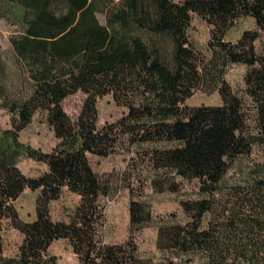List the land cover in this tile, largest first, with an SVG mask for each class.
<instances>
[{"label": "trees", "instance_id": "obj_1", "mask_svg": "<svg viewBox=\"0 0 264 264\" xmlns=\"http://www.w3.org/2000/svg\"><path fill=\"white\" fill-rule=\"evenodd\" d=\"M13 1L27 26L12 43L32 88L9 104L12 123L0 141V264H57L48 249L61 238L81 264H264V159L243 182L226 179L238 157L264 147V54L256 51V30L225 39L244 16L264 30V0ZM192 12L211 26L206 64L187 34ZM229 63L247 66L242 93L223 77ZM208 82L219 83L220 104L185 103ZM78 91L85 98L73 118L62 102ZM107 94L127 112L99 125L97 101ZM39 110L58 139L51 151L19 139ZM125 142L148 145L157 191H178L177 178L199 182L201 196L181 202L188 220L159 224V261L141 257L133 237L107 243L99 236L112 184L90 156H108ZM21 156L47 167L28 176L17 165ZM26 188L37 191L32 221L15 206ZM64 188L80 201L68 221L54 220L49 205ZM129 211L131 236L153 220L144 201L132 199ZM5 224L23 235L15 257L3 255Z\"/></svg>", "mask_w": 264, "mask_h": 264}, {"label": "rangeland", "instance_id": "obj_2", "mask_svg": "<svg viewBox=\"0 0 264 264\" xmlns=\"http://www.w3.org/2000/svg\"><path fill=\"white\" fill-rule=\"evenodd\" d=\"M183 1V0H177ZM102 23L106 16L97 13ZM24 11L13 0H0V141L3 131L11 127L9 104L27 96L32 83L27 72L19 62L12 39L20 36L26 29ZM211 26L197 13H191V23L187 34L193 46L203 58V64L209 62L213 51L209 47ZM245 30L258 31L254 41L256 51L264 54V30L260 29L251 16L239 18L226 33L225 39L236 42ZM247 66L243 63H229L225 66L223 77L232 88L242 93L245 88ZM219 83H205L193 91L186 104L191 106L216 105L222 102ZM85 94L78 91L67 96L62 104L66 112L76 118L82 108ZM98 123L118 120L127 108L118 104L112 94L98 98ZM19 139L43 151H51L58 142L53 128L47 121L46 111L39 110L32 121L19 133ZM148 145H131L128 142L120 145L117 151L108 156H90L91 164L96 172L109 179L112 192L103 198L105 203V221L100 227L99 236L107 243H123L133 237L138 254L143 258L159 261L162 252L157 246L158 226L161 222H185V214L181 202L201 196L197 180L177 178L180 189L157 191L152 185L155 175L145 158ZM264 159V147L256 146L249 155L238 157L226 175L230 183L243 182L248 176L254 162ZM17 165L28 176H37L46 169V164L28 156H21ZM37 191L26 188L15 201L20 217L32 221L36 217ZM132 199L144 201L151 206L153 220L131 236L129 206ZM80 196L64 188L58 199L50 202V213L54 220L68 221L78 205ZM22 233L10 224H5L2 233L3 255L15 257L22 243ZM48 255L56 256L57 264H81L79 255L73 250L67 239L55 240L48 249Z\"/></svg>", "mask_w": 264, "mask_h": 264}]
</instances>
